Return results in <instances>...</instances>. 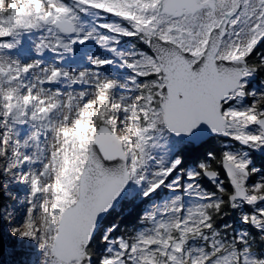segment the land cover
I'll use <instances>...</instances> for the list:
<instances>
[{
    "label": "snow or ice",
    "instance_id": "6c2138e0",
    "mask_svg": "<svg viewBox=\"0 0 264 264\" xmlns=\"http://www.w3.org/2000/svg\"><path fill=\"white\" fill-rule=\"evenodd\" d=\"M258 159L264 0H0L11 264H264Z\"/></svg>",
    "mask_w": 264,
    "mask_h": 264
},
{
    "label": "rangeland",
    "instance_id": "374dc122",
    "mask_svg": "<svg viewBox=\"0 0 264 264\" xmlns=\"http://www.w3.org/2000/svg\"><path fill=\"white\" fill-rule=\"evenodd\" d=\"M5 242V251H4V256L7 258L8 254L11 253L12 251V247H11V241L10 240H7L5 239L4 240Z\"/></svg>",
    "mask_w": 264,
    "mask_h": 264
},
{
    "label": "trees",
    "instance_id": "16d2710c",
    "mask_svg": "<svg viewBox=\"0 0 264 264\" xmlns=\"http://www.w3.org/2000/svg\"><path fill=\"white\" fill-rule=\"evenodd\" d=\"M201 151H203V150H201ZM257 163H264V159H258ZM7 260L9 261V264H11V255L10 254H8Z\"/></svg>",
    "mask_w": 264,
    "mask_h": 264
},
{
    "label": "water",
    "instance_id": "95a60500",
    "mask_svg": "<svg viewBox=\"0 0 264 264\" xmlns=\"http://www.w3.org/2000/svg\"><path fill=\"white\" fill-rule=\"evenodd\" d=\"M0 248L3 249V253H4V251H5V242H4V240L0 241Z\"/></svg>",
    "mask_w": 264,
    "mask_h": 264
}]
</instances>
